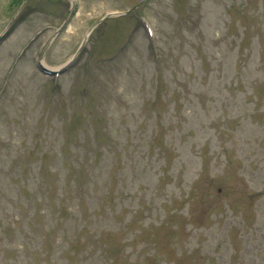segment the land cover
Returning <instances> with one entry per match:
<instances>
[{
	"label": "rangeland",
	"instance_id": "rangeland-1",
	"mask_svg": "<svg viewBox=\"0 0 264 264\" xmlns=\"http://www.w3.org/2000/svg\"><path fill=\"white\" fill-rule=\"evenodd\" d=\"M0 264H264V0H0Z\"/></svg>",
	"mask_w": 264,
	"mask_h": 264
},
{
	"label": "water",
	"instance_id": "water-1",
	"mask_svg": "<svg viewBox=\"0 0 264 264\" xmlns=\"http://www.w3.org/2000/svg\"><path fill=\"white\" fill-rule=\"evenodd\" d=\"M85 40H86V38H84V39L82 40V42L80 43V46L85 42ZM66 67H67V65H64V66H63L59 71H57V72H61V71H63ZM44 68H45V70H46L47 72L53 73V69H51V68H49V67H47V66H44Z\"/></svg>",
	"mask_w": 264,
	"mask_h": 264
},
{
	"label": "bare ground",
	"instance_id": "bare-ground-1",
	"mask_svg": "<svg viewBox=\"0 0 264 264\" xmlns=\"http://www.w3.org/2000/svg\"><path fill=\"white\" fill-rule=\"evenodd\" d=\"M43 63V62H42Z\"/></svg>",
	"mask_w": 264,
	"mask_h": 264
}]
</instances>
